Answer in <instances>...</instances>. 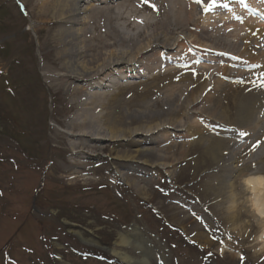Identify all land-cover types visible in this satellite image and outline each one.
Returning <instances> with one entry per match:
<instances>
[{
	"label": "rangeland",
	"instance_id": "obj_1",
	"mask_svg": "<svg viewBox=\"0 0 264 264\" xmlns=\"http://www.w3.org/2000/svg\"><path fill=\"white\" fill-rule=\"evenodd\" d=\"M229 9L233 10L230 5ZM37 15L32 0H0V264H128L111 255L112 249L131 257L132 264H264V245L258 240L261 230L257 226L249 231L247 228L248 233H240L241 225L233 229L213 221L212 195L206 196L201 186L216 175L217 166L224 167L227 163L218 164L203 155L199 167L194 169L195 161L205 149L200 138L195 137L186 148H182V139L173 140L179 143L162 153L177 156L181 163L167 169L149 168L153 177L136 166L120 163L119 153L133 151L135 145L131 142L141 139L151 121L154 124L162 118L169 120L161 109L146 112L147 115L136 111L145 92L149 91V101L162 92L160 85L148 88V82L145 83L148 80L137 79L141 74L122 82L120 90L110 91L113 108L122 107L127 117L126 124L121 126L122 131L126 130L124 135L117 141L89 143L96 147L91 152L95 156L81 157L77 162L64 159L66 144L57 133L63 135L66 129L57 122L67 119L72 110L67 105L68 91L55 93L48 81L45 67H49L51 51L47 44L52 36L43 26L36 28ZM245 31L250 35L248 28ZM260 32L261 35L257 34ZM199 34L194 28L185 43L200 55H213L215 61H207L208 56L201 58L211 68L201 80H207L203 83L210 87L215 80L222 81L224 88L219 102L211 103L209 95H204L203 103H197L191 118L199 119L195 111L205 103V115L201 118L216 115L227 120L229 125L223 127L219 122L218 126L206 129L202 139L213 141L214 145L218 142L229 145L228 163H234L235 176L243 169L249 170L246 177L259 176L263 168L260 160L264 158V108L260 109L257 101L264 96V31L260 28L247 40H239L237 48L228 51L235 56L226 54L238 63L235 58L246 55L247 59L237 69L245 70L244 65L258 67L254 76L239 83L231 80V71L225 68L228 63L215 57L225 49ZM213 34L216 36L211 30L207 33ZM230 41H236V37L229 38ZM206 48L218 53L210 54L211 50ZM170 53H178V47ZM212 69L217 71L216 75ZM182 80L179 74L172 78L179 85ZM193 84L198 95L203 85L195 78L190 81ZM190 99L193 95L183 102ZM245 111L249 113V125L240 131L247 132L248 138L244 137L245 143H241L245 145L243 154L235 155L232 137L226 132H216L213 127L227 130ZM170 128L158 136L184 130ZM254 129L257 135L249 137ZM141 158L150 164L160 163L149 152ZM116 169L123 174L116 173ZM169 172L173 174L170 176ZM230 181L235 179L231 177ZM235 193L241 197L238 190ZM228 195L225 193L223 198ZM123 232L140 233V237L119 245L117 239ZM195 234H202L203 240L193 241ZM205 239L209 243H204Z\"/></svg>",
	"mask_w": 264,
	"mask_h": 264
},
{
	"label": "bare ground",
	"instance_id": "obj_2",
	"mask_svg": "<svg viewBox=\"0 0 264 264\" xmlns=\"http://www.w3.org/2000/svg\"><path fill=\"white\" fill-rule=\"evenodd\" d=\"M263 3L264 0H149V3H145L144 0H32L33 9L38 14L36 28L43 26L42 28L52 36L47 44L51 51L49 67H45L49 72L48 81L55 93L61 90L68 91L67 105L72 110L67 119L57 122L66 129L63 135L57 133L58 138L64 140L66 144L67 156H64V159L68 162H77L76 160L82 159L81 157L95 156V153L91 152L96 147L89 143L117 141L124 135L123 131L126 130L122 131L121 126L126 124L127 117L123 114L122 107L113 108L110 103L113 95L109 96L110 91L120 90L122 82L127 83L132 76L137 77L141 74L137 79L148 80L145 82H148V88L160 85L162 92L150 101L149 91L145 92L138 101L136 111L147 115L146 112L161 109L160 112L169 116V120L162 118V121L156 120L154 124L155 121H151L145 134H141V139L131 142L135 149L119 153L120 163L136 166L142 170L140 172L153 177V172L149 168L160 166L167 169L181 163L177 156H165L162 153L174 143H179L173 140L182 139L180 141L183 143L182 148H186L187 143L192 142L195 137L200 138L205 149L195 161L194 169L199 167V160L203 155H208L215 163L221 164L222 161L227 163L224 167L217 166L219 171L216 175L211 176L201 186L206 196L212 195L214 203L210 206V212L213 221L233 229L236 225H241L243 228H240V233L242 231L246 233L247 228L249 231L253 226H257L261 230L258 240L264 245V158L260 160L263 168L259 176L246 177L248 169L240 170L235 176L234 163H228L231 162L227 154L229 145L223 142L214 145L213 141L202 139L206 129H211L213 125L218 126L217 124L222 123L224 127L229 124L225 122L227 120H221L216 115L209 116L211 117L209 119L201 118L205 115L203 110L205 103L195 111V116L199 119L192 120V110L197 107L198 102L203 103L201 99L204 95H209L207 99L211 103L219 102V94L224 84L219 80H215L213 87L203 83L207 80L201 79L208 76L210 64L201 59L206 58L205 55L193 52V47L185 43L187 38L193 35V29H198L201 35H206L204 37L199 34L202 39L210 38L215 45L219 43L225 49L223 52L206 48L212 53L218 51L221 58L215 57L220 58L221 62L225 60L228 63L225 68L231 71L229 74L231 80L245 82L246 78L254 76L252 71L237 69L234 66L243 63V59H247L246 55H236L237 58H234L239 59L240 63L234 64L231 63L234 59L228 57L233 53L228 51L237 48L239 40H247L258 29L264 31V26L257 24L253 15L259 13V7ZM85 4L89 6L84 7ZM150 5H155V8ZM229 5L233 10L229 9ZM247 8H252V12ZM226 10L230 12L223 13ZM251 16L253 18H250ZM243 25L250 30V35H247L245 27H237ZM210 30L216 32V36L215 34L213 37L208 36ZM257 34L261 35V32ZM231 37H236V41L228 42ZM244 44L247 46L246 42ZM177 47L179 54L170 53ZM212 58L213 55H208L207 61L215 62ZM216 73L217 71L212 69V74ZM175 74H179L183 79L181 85L172 82ZM193 78L203 85L198 95H195L198 93L195 91V85H190ZM191 95L193 99L183 102ZM263 100L264 96H261L257 101L260 109L264 108ZM248 118V112H240L238 119L232 123L234 126L226 128V134L231 136L235 143V155L237 153L242 155L245 149V145L238 144V139L240 135L243 138L247 134L240 130L244 128L243 126L249 125ZM170 127H183L184 130H178L176 134L158 136V133L167 128L171 129ZM195 130L197 133H193ZM182 131H186L187 134L184 136ZM256 135L254 129L249 137ZM147 152L160 163L150 164L140 159V156ZM123 153H131V156ZM116 173H119L117 169ZM169 174L171 176L173 172ZM231 177L235 181L231 182ZM235 190H238L240 198L236 197ZM225 193L229 194L227 199L223 198ZM245 193H248V196H245ZM175 208L174 206L173 209ZM177 210L181 211L179 208ZM190 214L189 217L193 215L192 210ZM194 236L193 241L196 242L204 238L202 234ZM135 237H140V233L123 232L117 240L120 245L126 243L128 239L136 241ZM204 243H209V240L205 239ZM116 251L113 249L116 257L132 264L131 257Z\"/></svg>",
	"mask_w": 264,
	"mask_h": 264
},
{
	"label": "snow or ice",
	"instance_id": "obj_3",
	"mask_svg": "<svg viewBox=\"0 0 264 264\" xmlns=\"http://www.w3.org/2000/svg\"><path fill=\"white\" fill-rule=\"evenodd\" d=\"M145 3H149V0H144ZM151 7L155 8V5H150ZM264 86V85H262ZM258 146V145H257Z\"/></svg>",
	"mask_w": 264,
	"mask_h": 264
},
{
	"label": "water",
	"instance_id": "obj_4",
	"mask_svg": "<svg viewBox=\"0 0 264 264\" xmlns=\"http://www.w3.org/2000/svg\"><path fill=\"white\" fill-rule=\"evenodd\" d=\"M107 251H109V250H107Z\"/></svg>",
	"mask_w": 264,
	"mask_h": 264
}]
</instances>
